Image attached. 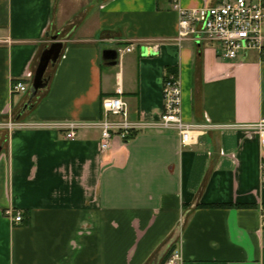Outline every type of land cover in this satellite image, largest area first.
Listing matches in <instances>:
<instances>
[{
	"label": "crops",
	"instance_id": "obj_1",
	"mask_svg": "<svg viewBox=\"0 0 264 264\" xmlns=\"http://www.w3.org/2000/svg\"><path fill=\"white\" fill-rule=\"evenodd\" d=\"M178 27L174 0H0V120L95 121L102 99L121 95L131 120L158 121L170 72L187 121L264 118V55L225 59L218 41H178ZM54 36L63 50L29 102L13 84L30 89ZM105 49L118 50L115 65ZM197 140L182 146L175 130L148 127L102 150L96 128L74 139L54 126L1 129L0 264H162L175 246L181 264H264L258 134L214 128Z\"/></svg>",
	"mask_w": 264,
	"mask_h": 264
},
{
	"label": "built area",
	"instance_id": "obj_2",
	"mask_svg": "<svg viewBox=\"0 0 264 264\" xmlns=\"http://www.w3.org/2000/svg\"><path fill=\"white\" fill-rule=\"evenodd\" d=\"M174 7L179 13V29L177 40L202 39L215 40L221 43V57L229 60L237 59L241 54L256 49L264 55V2L262 0H223L215 5L198 8H184L178 0ZM130 45L119 49L132 51ZM13 91L27 92L29 87L23 82L13 84ZM163 112L158 121L131 120L128 102L121 95L108 96L102 99L103 117L88 122L68 121L54 124H30L16 120H0V129H16L31 126H54L66 131V138L74 139L81 128H96L101 133V149L110 147L114 137L129 140L137 131L148 127H161L175 130L182 146L198 142V136L210 129L241 128L257 133L264 147V118L256 122L217 125L209 120L201 122L187 121L182 116V87L177 73L170 72L165 76L163 84ZM111 116H116L111 118ZM7 216L19 223L24 220L23 213L14 208H7ZM264 213V210H263ZM181 250L177 246L169 251L162 264H181Z\"/></svg>",
	"mask_w": 264,
	"mask_h": 264
},
{
	"label": "water",
	"instance_id": "obj_3",
	"mask_svg": "<svg viewBox=\"0 0 264 264\" xmlns=\"http://www.w3.org/2000/svg\"><path fill=\"white\" fill-rule=\"evenodd\" d=\"M64 47V42L58 39V36L53 37V41L51 45L43 51L35 76L33 80V84L30 87V97L29 102H31L38 94V92L45 88L49 82V78L45 76L46 71L50 64H55L59 59L61 52ZM103 58L108 61L110 65H115L117 63L118 58V50L117 49H105L103 52ZM29 105L26 104L24 110ZM2 151V146L0 145V154Z\"/></svg>",
	"mask_w": 264,
	"mask_h": 264
},
{
	"label": "rangeland",
	"instance_id": "obj_4",
	"mask_svg": "<svg viewBox=\"0 0 264 264\" xmlns=\"http://www.w3.org/2000/svg\"><path fill=\"white\" fill-rule=\"evenodd\" d=\"M78 9H80V7H79ZM0 130H1V129H0Z\"/></svg>",
	"mask_w": 264,
	"mask_h": 264
}]
</instances>
